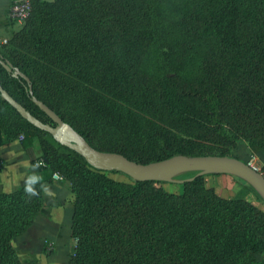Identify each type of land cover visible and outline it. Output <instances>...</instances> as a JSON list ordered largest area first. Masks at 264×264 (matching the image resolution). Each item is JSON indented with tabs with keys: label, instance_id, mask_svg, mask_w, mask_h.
Here are the masks:
<instances>
[{
	"label": "trees",
	"instance_id": "1",
	"mask_svg": "<svg viewBox=\"0 0 264 264\" xmlns=\"http://www.w3.org/2000/svg\"><path fill=\"white\" fill-rule=\"evenodd\" d=\"M31 2L16 48H0L30 83L0 62V85L42 122L56 125L34 96L96 149L139 163L239 158L243 140L264 147V0H181L172 12L160 0ZM157 46L171 61L159 70L149 64ZM16 140L40 144L33 167L44 177L36 195L0 192V264H25L16 241L44 214L55 175L74 195L69 264H264V203L246 199L261 200L244 180L233 198L206 175L179 193L166 187L176 182L115 180L0 91V147Z\"/></svg>",
	"mask_w": 264,
	"mask_h": 264
},
{
	"label": "crops",
	"instance_id": "2",
	"mask_svg": "<svg viewBox=\"0 0 264 264\" xmlns=\"http://www.w3.org/2000/svg\"><path fill=\"white\" fill-rule=\"evenodd\" d=\"M13 0H0V42L17 31L19 23L9 15ZM40 152L36 146L23 148L20 141L0 147V192H13L35 176L41 180L43 171L33 167ZM45 212L39 215L21 242L16 241L18 254L25 264H69L76 240L72 237L71 219L74 197L70 184L55 176L44 190ZM52 251H49L51 250Z\"/></svg>",
	"mask_w": 264,
	"mask_h": 264
},
{
	"label": "water",
	"instance_id": "3",
	"mask_svg": "<svg viewBox=\"0 0 264 264\" xmlns=\"http://www.w3.org/2000/svg\"><path fill=\"white\" fill-rule=\"evenodd\" d=\"M0 62L14 76H23L30 83V79L14 67L10 62L4 61L0 57ZM32 91V85L30 84ZM0 91L2 96L11 103L17 111L35 126L50 132L54 138L63 145H66L82 156L94 168L103 171H117L126 174L134 181H160L182 183L202 175L229 174L238 177L248 183L255 192L260 196L264 203V174L259 172L250 163L239 158L221 155H201L188 156L183 154L174 155L150 163H139L129 159L125 155L112 152L102 151L93 147L86 138L81 135L72 125L65 122L54 110L47 106L37 97H33L34 102L44 110L50 118L56 123L55 126L44 123L31 114L23 105L15 100L1 85ZM193 174L184 179L177 177L182 174ZM58 177V175H55Z\"/></svg>",
	"mask_w": 264,
	"mask_h": 264
},
{
	"label": "rangeland",
	"instance_id": "4",
	"mask_svg": "<svg viewBox=\"0 0 264 264\" xmlns=\"http://www.w3.org/2000/svg\"><path fill=\"white\" fill-rule=\"evenodd\" d=\"M180 3H181V0H177L172 3H171V0H160V4L162 6H165V8L163 7V9L168 12H172L170 7L173 4L178 6L180 5ZM24 26H25L24 23H21V24L19 23V25L17 26V31L14 32L10 38H6L5 40L0 42V48H4L8 46V44L12 45V46L9 45L10 50L12 48L13 49L16 48V43L13 42V39L16 36V34L24 28ZM155 51L157 52L154 53ZM155 51L152 53L150 57L149 64L155 70L164 69L166 66H168L171 63V61L169 62L168 60V57H169L168 55L170 53L169 47L161 48L160 46H157ZM35 146L38 148L41 154L40 144L37 143ZM236 155L241 160L247 163H250L259 172L264 174V147L255 145L248 140H243L240 145V148L236 152ZM107 174L115 180L122 181L125 183H133L132 179L124 173L117 172V171H109ZM192 175L193 174L191 173L182 174V175H179L177 178L184 179ZM205 180H206L207 186L214 188L218 195H220L221 197H225V198L235 197L242 187V184L238 181V179L229 174L207 175ZM166 187L176 193H179L182 191V187L178 183L167 184ZM245 196H246V199H248L250 202L258 206H261L263 204V202H261V200L257 197V195L253 191H248L247 194H245Z\"/></svg>",
	"mask_w": 264,
	"mask_h": 264
},
{
	"label": "built area",
	"instance_id": "5",
	"mask_svg": "<svg viewBox=\"0 0 264 264\" xmlns=\"http://www.w3.org/2000/svg\"><path fill=\"white\" fill-rule=\"evenodd\" d=\"M52 1V0H48ZM32 11L31 0H13L9 15L11 19L17 21L18 23H25L29 18Z\"/></svg>",
	"mask_w": 264,
	"mask_h": 264
},
{
	"label": "clouds",
	"instance_id": "6",
	"mask_svg": "<svg viewBox=\"0 0 264 264\" xmlns=\"http://www.w3.org/2000/svg\"><path fill=\"white\" fill-rule=\"evenodd\" d=\"M34 167H39V165H35ZM37 183V178L35 176H32L30 179H28L25 183V192L29 195H36V192L33 189V185Z\"/></svg>",
	"mask_w": 264,
	"mask_h": 264
}]
</instances>
